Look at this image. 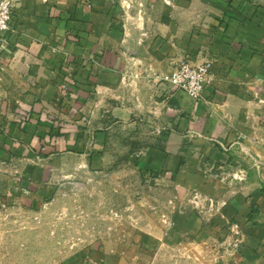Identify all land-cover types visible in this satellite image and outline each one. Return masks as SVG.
Returning a JSON list of instances; mask_svg holds the SVG:
<instances>
[{
    "label": "crops",
    "instance_id": "0c3cea01",
    "mask_svg": "<svg viewBox=\"0 0 264 264\" xmlns=\"http://www.w3.org/2000/svg\"><path fill=\"white\" fill-rule=\"evenodd\" d=\"M184 61L210 64L195 108L159 81ZM161 100L170 102L163 128H193L195 118L207 155L219 153L208 141L218 139L250 164L240 175L203 176L209 202L200 218H187L185 234L207 242L216 231V264H264V128H239L246 117H264V6L253 0L20 2L0 42V158L12 165L0 173V199L44 196L80 162L93 164L90 152L60 148L68 131L79 147L80 128H93L90 144L105 150V131L117 122L156 127ZM175 134L167 133L168 146ZM146 150L143 169L176 164L170 151Z\"/></svg>",
    "mask_w": 264,
    "mask_h": 264
},
{
    "label": "rangeland",
    "instance_id": "374dc122",
    "mask_svg": "<svg viewBox=\"0 0 264 264\" xmlns=\"http://www.w3.org/2000/svg\"><path fill=\"white\" fill-rule=\"evenodd\" d=\"M253 4L264 6V0H253ZM159 81L164 89L183 93L163 77ZM192 100L197 107L200 100ZM169 104L160 101L157 128L146 122L139 126L117 122L116 128H108L105 150L93 146L97 140L93 128H80L79 147L71 143L68 131L60 148L77 154L90 152L94 163L87 167L80 162L76 174L50 183L52 189L44 196L38 192L30 200L0 199V264H216V231L210 232L206 242L199 233L185 234L183 227L191 215H203L209 202L201 193L204 175L217 177L232 170L240 175L250 164L244 159L247 154L231 153L218 139L208 141L221 147L219 153L207 155L195 118L190 117L196 123L193 128H163ZM239 128H264V117H246ZM172 130L177 134L168 146L167 133ZM152 144L161 152L170 151L176 164L143 169L138 159ZM53 147L39 152L57 151ZM11 167L0 158V173ZM173 224L180 228L168 243L165 238ZM148 238L156 243H149Z\"/></svg>",
    "mask_w": 264,
    "mask_h": 264
},
{
    "label": "built area",
    "instance_id": "2783aa9c",
    "mask_svg": "<svg viewBox=\"0 0 264 264\" xmlns=\"http://www.w3.org/2000/svg\"><path fill=\"white\" fill-rule=\"evenodd\" d=\"M22 1L24 0H0V42L2 41V33L9 29L13 11ZM209 69L210 64L208 62L195 65L184 61L175 71L163 76V80L173 88L181 90L188 97L201 100ZM233 231L238 234L237 229H233Z\"/></svg>",
    "mask_w": 264,
    "mask_h": 264
}]
</instances>
